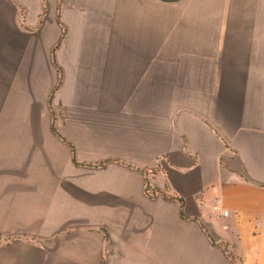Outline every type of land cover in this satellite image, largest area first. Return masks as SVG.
Masks as SVG:
<instances>
[{"label": "crops", "instance_id": "obj_1", "mask_svg": "<svg viewBox=\"0 0 264 264\" xmlns=\"http://www.w3.org/2000/svg\"><path fill=\"white\" fill-rule=\"evenodd\" d=\"M200 223L264 264V0H0V264H232Z\"/></svg>", "mask_w": 264, "mask_h": 264}, {"label": "trees", "instance_id": "obj_2", "mask_svg": "<svg viewBox=\"0 0 264 264\" xmlns=\"http://www.w3.org/2000/svg\"><path fill=\"white\" fill-rule=\"evenodd\" d=\"M73 156H74V153H73ZM144 191L146 193L147 196L149 197H155L157 196L158 194H160L161 196H163L165 199L167 200H175V201H178L180 204H181V208H180V216L182 218H186V216L184 215L183 211H182V207H183V199L174 195V194H171L169 193L167 190H160L158 189L157 187H154V186H150L148 184V182H145V188H144ZM193 220H198V218H192ZM202 228L205 230V232L207 233V235L210 237V240L213 244H217V245H220L223 249V252L224 254L227 256V258L231 261L232 264H235V257L232 253V251L228 248V244L227 242H224V241H220V242H216L208 233V231L206 230V228L204 227V225L202 223H200Z\"/></svg>", "mask_w": 264, "mask_h": 264}, {"label": "built area", "instance_id": "obj_3", "mask_svg": "<svg viewBox=\"0 0 264 264\" xmlns=\"http://www.w3.org/2000/svg\"><path fill=\"white\" fill-rule=\"evenodd\" d=\"M212 209L222 215H227V210L222 207V201L220 198L215 199Z\"/></svg>", "mask_w": 264, "mask_h": 264}]
</instances>
